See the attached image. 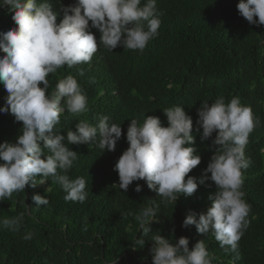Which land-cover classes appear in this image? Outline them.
I'll return each instance as SVG.
<instances>
[{"label": "clouds", "instance_id": "9594fccd", "mask_svg": "<svg viewBox=\"0 0 264 264\" xmlns=\"http://www.w3.org/2000/svg\"><path fill=\"white\" fill-rule=\"evenodd\" d=\"M61 1L70 4L65 6ZM58 2L0 0V8H7L16 25L0 32V52L4 53L0 55V83L7 93L0 113L11 114L15 122H22L14 142L0 143V202L11 199L14 193L25 195L26 186L35 188L48 180L62 188L66 202L86 201V178L73 179L68 174L78 160V152L69 145L95 144L104 152L115 151L122 127L109 116L98 115L95 125L79 120L75 131L70 128L66 136L60 134L62 114L78 116L88 111L89 101L74 75L59 78L51 92L48 77L65 66L71 69L90 64L100 47L108 52L117 47L143 51L160 35L163 12L157 0H60L59 8ZM236 8L250 25L264 26V0H239ZM93 29L99 32V41ZM77 74L83 77L84 69L79 68ZM89 82L95 83L94 78ZM163 113L167 126L155 115L144 114L142 123L131 119L126 132L128 147L113 169L119 178L118 185H114L125 193L134 181L143 180L160 197L159 203L149 199V204L135 214L142 235L136 238L133 250L143 248L145 237L153 233L150 224L161 204H176L181 194L191 196L198 183L210 180L216 188L209 195L211 206L206 213L190 210L182 227L194 225L201 236L211 234L226 253H236L238 242L255 219L249 217L251 205L243 184L244 171L252 164L245 149L260 118L251 106L241 103L239 96L226 102L221 95L211 104L208 100L200 104L197 123L203 129L201 140H208L215 132L212 144L218 147L198 181L189 175L202 160L197 148L191 146L195 144L192 117L183 106L165 108ZM134 190L139 193L142 186L137 183ZM25 199L26 195L18 202L25 211L0 219V227L20 230L31 209ZM31 199L37 209L50 204L40 194H33ZM82 231H88L87 218ZM155 233L148 240L152 264H213L216 259L204 239L190 249L187 237L173 242L159 230ZM34 235L28 231L22 238L32 240Z\"/></svg>", "mask_w": 264, "mask_h": 264}, {"label": "trees", "instance_id": "16d2710c", "mask_svg": "<svg viewBox=\"0 0 264 264\" xmlns=\"http://www.w3.org/2000/svg\"><path fill=\"white\" fill-rule=\"evenodd\" d=\"M238 2L157 0V7L163 12L160 35L143 51L117 47L108 52L100 47L90 64L71 69L65 66L49 75V92L59 78L72 74L89 101L88 111L78 116L62 114L60 134L66 136L70 128L75 131L79 120L95 125L98 115H107L121 125L122 137L111 152H104L95 144L69 145L78 152V160L68 174L73 179L83 176L87 181L88 197L84 203L66 202L62 188L51 180L35 188L26 186L25 203L31 209L19 231L0 227V264H152L148 240L157 230L173 242L187 237L190 249L204 239L208 251L216 257L213 264H264V26L250 25L241 17L236 8ZM11 17L6 7L0 8V32L16 27ZM61 19L62 13L57 22ZM93 32L99 41V32ZM79 68L85 71L83 77L77 74ZM91 78L95 83L89 82ZM6 95L0 83V107L4 106ZM221 95L226 102L239 96L241 103L251 106L261 121L245 149L252 164L244 171L243 191L251 205L249 217L255 219L238 242L237 252L226 253L211 234L201 236L194 225L182 227L190 210L206 213L211 206L209 195L216 188L210 180L198 183L191 196L181 194L176 204H161L150 224L153 233L145 237L143 248L133 250L136 238L142 235L135 214L149 204V199L159 203L160 197L143 180L134 181L126 193L116 186L119 178L113 169L128 147L126 132L131 119L142 123L144 114L155 115L167 126L163 110L183 106L193 120L195 144L191 146L202 157L189 175L199 181L218 146L212 144L215 132L208 140H201L203 129L197 123V110L203 101L211 104ZM21 126L22 122H15L13 115L0 113V143L14 142ZM137 183L142 186L139 193L134 190ZM33 194L45 196L50 204L37 209L31 199ZM25 195L14 193L11 199L0 202V219L24 212L18 202ZM85 218L87 232L82 231ZM28 231L35 233L32 240L22 238Z\"/></svg>", "mask_w": 264, "mask_h": 264}, {"label": "bare ground", "instance_id": "6f19581e", "mask_svg": "<svg viewBox=\"0 0 264 264\" xmlns=\"http://www.w3.org/2000/svg\"><path fill=\"white\" fill-rule=\"evenodd\" d=\"M52 4V2H50Z\"/></svg>", "mask_w": 264, "mask_h": 264}]
</instances>
